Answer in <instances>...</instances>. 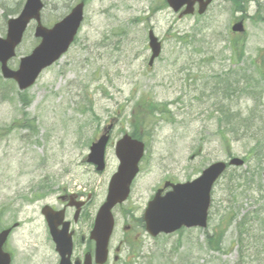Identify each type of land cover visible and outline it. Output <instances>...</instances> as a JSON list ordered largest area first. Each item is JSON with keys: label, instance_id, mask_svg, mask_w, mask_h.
Masks as SVG:
<instances>
[{"label": "rangeland", "instance_id": "1", "mask_svg": "<svg viewBox=\"0 0 264 264\" xmlns=\"http://www.w3.org/2000/svg\"><path fill=\"white\" fill-rule=\"evenodd\" d=\"M44 1L48 6L43 9L41 21L49 27L77 0ZM259 1L246 10L249 18L245 32L237 40L242 53L231 57L228 45L235 42L236 36L231 35L230 27L236 13L229 5L217 3L203 17L179 20L164 8L162 0H87L75 44L26 92L32 100L28 107H21L16 86L0 76V227L21 223L8 240L15 264L55 262L43 232L40 207L54 202L60 191L81 192L93 196L87 209L93 214L104 201L117 162L109 148L102 174H95L83 163L92 139L118 113L114 138L119 130L129 131L132 124L144 122L148 104L163 106L168 114L166 119L161 116L156 126L152 118L148 119L140 133L146 155L127 207L115 213L118 230L114 247L123 237L120 229L129 222L130 209L138 218L163 181H191L214 162L247 158L244 168H230L227 175L234 174L215 185L205 231L183 230L157 239L141 233L142 255L136 264H264V229L260 224L242 239L234 225L230 226L218 253L207 246V237L222 227L223 212L231 211L238 221L258 209L250 193L257 191L261 168L257 167V158L246 156L254 142L233 138L227 147L215 130L225 114L224 106L239 112L243 121L254 113V122L264 128V79L258 91L261 99L241 95L228 101L213 88L221 79L239 82L241 87L247 76L260 77L255 64L259 62L257 52L264 49V0ZM24 3L0 0V37L6 36L7 19L17 17ZM144 18L146 22L137 23ZM148 30H153L163 43L162 55L151 69L147 67ZM33 31L32 23L16 58L9 62L10 68H16L19 59L38 45ZM185 35H194V43L186 47L180 44L177 36ZM25 115L29 129H15L17 133L11 139L2 133L18 120L22 122ZM247 171L248 179L237 187L240 181L234 183L233 178ZM245 189L249 193L242 196L241 190ZM29 193L33 196H27ZM34 194L51 196L34 203L23 199L33 198ZM125 259L126 252L118 264L125 263Z\"/></svg>", "mask_w": 264, "mask_h": 264}, {"label": "water", "instance_id": "2", "mask_svg": "<svg viewBox=\"0 0 264 264\" xmlns=\"http://www.w3.org/2000/svg\"><path fill=\"white\" fill-rule=\"evenodd\" d=\"M195 1L201 3L198 14H202L211 0H206L204 4L202 0H167V3L174 11L187 5L188 8L184 11V15L192 13L191 7L195 4ZM41 7L40 0H28L18 19L8 22L7 40H0V63L3 78L14 79L21 90L31 86L39 72L44 67L50 66L64 53L72 43L82 21L83 8L82 5H78L61 23L55 25L52 30L47 31L40 26L39 12ZM30 19H34L38 23L35 36L42 39V44L33 51L31 57L20 61V68L17 72L9 71L5 65L14 56V50L20 43ZM233 31L241 33L242 25L234 26ZM149 39L151 40L150 47L155 51L154 56H156L159 52L156 40L151 34ZM105 143L106 140L103 139L98 145L91 147L92 154L88 161L91 162L92 160L99 172L104 168L103 148ZM116 151L121 165L110 182L106 202L96 217L93 229L92 238L97 241L98 263H104L105 261L107 239L112 230L110 211L116 203H122L126 200L130 183L136 176L137 165L144 152L141 143L135 142L132 144L127 137H124V140L118 143ZM230 165L241 166L242 162L235 159L230 162ZM225 169L223 164H213L203 171L200 178L192 183L172 186V191L163 198L156 196L154 201L149 203V208L145 214L148 233L152 236H156L161 232L169 234L183 226L187 228H205L207 210L210 205V190ZM262 178L264 183V174ZM7 261V257L0 258V264H7Z\"/></svg>", "mask_w": 264, "mask_h": 264}, {"label": "flooded vegetation", "instance_id": "3", "mask_svg": "<svg viewBox=\"0 0 264 264\" xmlns=\"http://www.w3.org/2000/svg\"><path fill=\"white\" fill-rule=\"evenodd\" d=\"M219 1V5L220 6H239L240 4H245L246 3V6H250L251 3H253L254 1L256 0H227V1H220V0H217ZM245 8V5L242 6ZM245 18L247 17L246 15L244 16ZM248 18V17H247ZM245 20V19H244ZM239 21V16L237 15L236 18L234 19V22H238ZM65 196L64 193L60 194V196L57 197V200L55 202L54 205H52V209L54 210H58V209H63L65 211V215H66V220L68 222H70V227H69V231L71 232L72 234V242L74 241V248H73V259L75 260H80V259H83V257L89 253V250H91L92 248V242L91 241H88V239H85V235L83 236V230H81L82 228V224L80 223V217L83 213V210L84 208L82 209L80 215H79V218L80 220H78V222H74V219H73V216H74V209L73 208H68V205L73 202V201H70L68 198H63ZM75 198L76 200H80L81 197L75 195ZM132 228H130L129 226L127 227V231L131 230ZM89 232V230L87 231V233ZM80 234V235H79ZM87 244V246H89L85 251L83 250H79L78 251V246L79 244ZM88 250V251H87ZM78 251V252H77ZM78 255H82V257L79 259ZM77 258V259H76Z\"/></svg>", "mask_w": 264, "mask_h": 264}, {"label": "trees", "instance_id": "4", "mask_svg": "<svg viewBox=\"0 0 264 264\" xmlns=\"http://www.w3.org/2000/svg\"><path fill=\"white\" fill-rule=\"evenodd\" d=\"M227 122H229V121H227ZM220 124H222V123H220L219 122V125ZM227 124V123H226ZM247 131H245V132H243L242 134H240V129L239 128H234V129H226V130H224L223 131V133H221V135L223 136V137H225L227 134H231V135H236V136H241L242 138H246V136H247ZM250 134V133H249ZM257 151H254V149H252V151H250L249 153L250 154H254V153H256ZM261 198H263V200H264V195L261 197ZM264 205V203H262V205L261 206H263ZM262 213H264V208L263 209H260V211L258 212V214H257V216L255 217V218H260V216L262 215ZM233 215H232V212L231 213H228L225 217H223L222 219H220V223H225V224H227L228 222H232V220H233ZM229 224V223H228ZM238 226H237V231H238V234H239V237L242 239L244 236H249V234L251 233L250 231H252L251 229H252V227H250V230H248L250 233L249 234H246V233H248L247 231L246 232H244V228L247 226H250L251 225V222L249 221L248 222V215L247 216H245L244 218H242L239 222H238V224H237ZM261 225H263L262 227H263V229H264V224H261ZM222 237V234L220 233V234H218V238H221Z\"/></svg>", "mask_w": 264, "mask_h": 264}]
</instances>
